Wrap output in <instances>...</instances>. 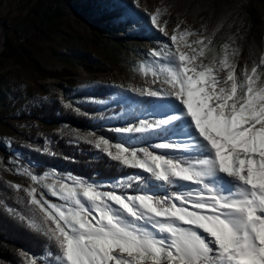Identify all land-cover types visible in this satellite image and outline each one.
<instances>
[{
  "label": "snow or ice",
  "instance_id": "6c2138e0",
  "mask_svg": "<svg viewBox=\"0 0 264 264\" xmlns=\"http://www.w3.org/2000/svg\"><path fill=\"white\" fill-rule=\"evenodd\" d=\"M132 3L141 7L139 0ZM148 15L170 43L147 53L146 86L105 87L139 97L176 98L199 139L134 146L97 137L95 131L83 137L119 165L162 182L167 195L143 191L145 178L135 173L115 183L89 182L71 173V183L58 179L46 185L31 173L27 187L8 182V188L23 196L28 211L4 205L7 214L57 249L54 256L49 253L51 259L32 258L27 264H264V58L238 72L232 59L236 51L230 52L228 45L217 55L209 47L212 40L181 27L183 21L165 31L158 12ZM176 119H140L110 130L118 136H143ZM193 149L209 155L189 159L164 154ZM218 174L234 181L232 191L206 182ZM178 182L197 187L173 191ZM133 183L138 185L135 192L120 190L132 189ZM48 192L62 203L50 202Z\"/></svg>",
  "mask_w": 264,
  "mask_h": 264
},
{
  "label": "rangeland",
  "instance_id": "374dc122",
  "mask_svg": "<svg viewBox=\"0 0 264 264\" xmlns=\"http://www.w3.org/2000/svg\"><path fill=\"white\" fill-rule=\"evenodd\" d=\"M77 4L83 17L69 13L56 23L55 31L39 47L37 71L30 63L19 66L4 56L9 53L11 47L23 48L26 40L35 34L36 24L45 17V7L40 4V0H0V178L7 183H19L27 187L32 183L27 173L37 175L31 165L20 161V154L13 148L20 125L9 119L10 114H6L7 100L11 92H24V101L37 98L60 99L75 105L94 104L102 107L110 101L96 100L85 93L106 89L114 106L124 107L125 112L132 111L143 97L105 85L146 86L147 77L144 73L147 71L150 76L148 63L151 59L147 53L152 49H163L166 43H170L167 37L154 29L148 13H159L157 20L165 22L162 24L165 31L175 28L180 21L184 22L181 27L188 26L193 31H200L212 40L209 47L217 55L222 54L224 46L228 45L230 52L236 51L232 59L238 65V72L244 67L250 69L254 63L264 58V0H139L140 8H136L132 0H79ZM133 33H140L142 38L117 41L121 38L127 39V34ZM6 40L8 45L5 50ZM150 98L162 103L136 120L117 122L115 120L123 114L111 116V124L105 126L110 130L113 127H127L140 119H168L170 116H176L177 119L166 126H173L175 122L182 120L177 126L181 130L173 132L165 141L183 144L192 138L199 139L191 117L186 115V109L176 98ZM114 106L112 110H115ZM190 130L191 133L184 138L185 133ZM146 135L115 134L116 139L112 141L144 146L141 139ZM84 136L86 134L81 135L80 139L87 143L83 139ZM96 136L99 137L97 134ZM94 150L99 152L95 148ZM199 152L201 151H168L164 154L192 159L193 155ZM122 167L153 180L162 188L165 187L162 182H157L147 173ZM9 168H16L18 171L9 172ZM47 173V176L37 175L46 185L56 183L58 179L71 183L69 175L53 171ZM206 182L225 193L232 191L233 186L225 176L216 179L212 177ZM134 185L136 183H133ZM103 187L107 188L108 184L104 183ZM195 187L197 185L178 182L176 188L180 192ZM152 194L156 195L153 192ZM48 199L52 203H62L58 197L51 196L50 192ZM39 259L42 262L48 260L46 257ZM28 260L26 258L20 264H27Z\"/></svg>",
  "mask_w": 264,
  "mask_h": 264
},
{
  "label": "trees",
  "instance_id": "16d2710c",
  "mask_svg": "<svg viewBox=\"0 0 264 264\" xmlns=\"http://www.w3.org/2000/svg\"><path fill=\"white\" fill-rule=\"evenodd\" d=\"M79 0H40V4L46 9L45 17L36 24L35 34L26 40L21 49L9 48V53L4 57L15 61L19 66L31 64L39 71L37 56L40 54V45L45 43L55 31L56 23L67 14L81 15L78 10ZM142 38L140 33L127 34V39L133 40ZM24 92L12 94L7 100L6 114L9 119L16 121L18 137L13 143V148L20 154V161L23 164L31 165L37 175H43L53 171L61 175L69 173L86 177L89 181L111 182L118 180L134 171L125 169L118 163L112 161L106 155L97 152L92 146L81 141L80 136L90 131H95L98 136H105L115 140L116 136L105 126L111 124V116H118L115 120L132 121L141 115L147 114L159 106L162 101L150 97L141 98L133 107L127 111L124 107L114 106L111 102V95L106 89L91 90L85 93L86 96L100 101H110L106 106L94 104L75 105L72 109L64 108L68 103L60 99H32L22 100ZM113 106L115 110H112ZM79 108L77 113L74 109ZM110 111V113H109ZM87 114V115H85ZM182 120L156 131H152L141 139L144 146L156 142L168 140L173 132H179L177 127ZM209 155L199 152L193 155L192 159L198 156ZM55 170V171H54ZM146 187L143 191L155 193L157 196L167 195L168 189L162 188L151 179H146ZM138 185H134L130 192H135ZM173 191H179L178 188ZM4 205L15 207L21 212L28 210L23 205V196L17 195L7 186V182L0 178V264H20L26 258H44L48 260L56 254L57 249L42 234L23 226L17 220L12 219L4 208ZM30 214V213H29ZM22 253H27L28 256Z\"/></svg>",
  "mask_w": 264,
  "mask_h": 264
},
{
  "label": "bare ground",
  "instance_id": "6f19581e",
  "mask_svg": "<svg viewBox=\"0 0 264 264\" xmlns=\"http://www.w3.org/2000/svg\"><path fill=\"white\" fill-rule=\"evenodd\" d=\"M191 133V130L190 131H187L186 133H185V135H184V138H187L188 137V135ZM184 142H186V141H184ZM189 142V141H188ZM196 151V149H193L192 151H186V152H195ZM221 176H224L223 174H218V175H216L215 177H214V179H216V178H219V177H221ZM225 178L227 179V181H229V183H231L232 184V186H233V184H234V181L233 180H231L230 178H228V177H226L225 176ZM231 190H233V187H232V189Z\"/></svg>",
  "mask_w": 264,
  "mask_h": 264
},
{
  "label": "water",
  "instance_id": "95a60500",
  "mask_svg": "<svg viewBox=\"0 0 264 264\" xmlns=\"http://www.w3.org/2000/svg\"><path fill=\"white\" fill-rule=\"evenodd\" d=\"M7 45H8V42L6 40V43H5V46H4L5 50L7 49Z\"/></svg>",
  "mask_w": 264,
  "mask_h": 264
}]
</instances>
